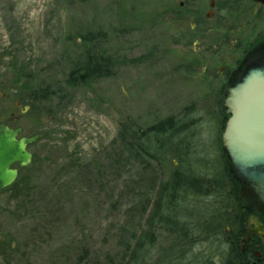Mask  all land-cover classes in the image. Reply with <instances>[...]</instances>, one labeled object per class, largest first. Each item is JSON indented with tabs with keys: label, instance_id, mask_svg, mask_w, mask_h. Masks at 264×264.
<instances>
[{
	"label": "rangeland",
	"instance_id": "rangeland-1",
	"mask_svg": "<svg viewBox=\"0 0 264 264\" xmlns=\"http://www.w3.org/2000/svg\"><path fill=\"white\" fill-rule=\"evenodd\" d=\"M180 1L0 0V122L16 117L10 125L22 127L23 135L45 133L28 147L33 159L16 185L0 190V264L126 263L118 261L119 236L129 202L120 193L139 168L119 179L96 167L106 164L105 152L123 125L135 131L175 116L188 124L191 158L199 166L223 164L214 97L201 68L234 66V44L214 42L215 19L207 25L211 31L202 28L187 40L194 20L181 22L174 13ZM207 1L198 0L202 16ZM88 33L91 43L83 40ZM90 48L95 57L113 59V75L66 87L72 64ZM14 100L25 103L16 107ZM28 102L33 108L19 116ZM174 163L170 156L158 165L163 178ZM155 234L157 247L147 260L161 248H214L204 234L195 241L168 229Z\"/></svg>",
	"mask_w": 264,
	"mask_h": 264
},
{
	"label": "flooded vegetation",
	"instance_id": "flooded-vegetation-1",
	"mask_svg": "<svg viewBox=\"0 0 264 264\" xmlns=\"http://www.w3.org/2000/svg\"><path fill=\"white\" fill-rule=\"evenodd\" d=\"M188 5L190 13L186 12V19L194 22L189 24L186 39L199 35L202 28L211 31L207 25L213 19L217 20L221 31L216 34L214 42L218 46L222 43L234 44V66L228 67V64L220 66L218 72H211L207 67L201 68L206 77L202 83H205L206 88L209 87L214 97L216 114L214 136L217 141L216 150L223 164L215 167L210 164L192 165L194 174L184 172L180 175L182 178L179 181L180 185L188 183L184 179L186 176L201 177L199 182L202 185V196L199 198L190 196L187 199L182 195L187 191L185 187L178 189V200L185 202L171 207L170 216L173 218L169 230L187 241H195L201 235H207L204 241L211 243V247L214 248L205 251L204 245L201 244L200 250H195L194 247L187 248L186 251L156 249L155 259H144L140 264H264V202L256 189L242 184L234 165L227 158L222 141L230 117V111L225 107L228 90L240 81L251 61L264 57V4L260 0H208L203 16L202 6L198 0H183L178 4L180 9ZM214 31H217V28ZM194 121H199V118L196 117L193 122L190 119V124H194ZM178 122L187 124L181 119H178ZM14 126L16 125H12ZM186 137L184 133L181 134L170 147L175 151L169 152L175 155L192 154ZM203 160L205 161L204 158ZM189 167L191 166L178 164L176 161L169 176L175 181V168ZM175 209H178L177 212ZM175 217L177 218L174 219ZM154 236L156 243V234ZM153 247L156 248L157 244ZM151 251H148L147 255Z\"/></svg>",
	"mask_w": 264,
	"mask_h": 264
},
{
	"label": "trees",
	"instance_id": "trees-1",
	"mask_svg": "<svg viewBox=\"0 0 264 264\" xmlns=\"http://www.w3.org/2000/svg\"><path fill=\"white\" fill-rule=\"evenodd\" d=\"M182 10L184 9H180L178 6L174 13L178 14L177 17L181 22H184L186 13ZM91 36L88 33L83 36V40L86 43H91ZM78 59V63H73L67 74L66 87L88 85L98 78L113 75V59L98 55L95 57L92 48L82 52ZM20 102L21 104L25 103L23 100ZM29 104L32 109L33 105ZM187 126V124L178 122L175 116L161 118L148 128L137 127L135 131L123 125L105 152L102 160L106 164L96 162V167H107L109 173L111 171L110 174L119 179L123 177L125 171H132L135 165L139 168L140 175L137 176V179L130 184H124L120 193V195H124L126 202L127 200L129 202V207L124 212V224L120 229L119 241L123 254V257L120 258L121 261L118 260L120 263L126 261L125 264H140L155 244V231L171 229V218H173L170 216L171 207L185 202L178 200V189L185 187L187 191L184 190L182 195L187 199L190 196L197 198L202 196V185L199 182L201 177L186 176L184 179L188 183L186 185L179 183L182 180L180 175L184 172L194 174L193 166L200 164V159L197 156L191 158L192 154L175 155L173 152H169L172 143L181 137ZM170 156L175 157L178 164L191 166L186 169L175 168L176 183L169 175L163 178L158 167L164 162L165 157ZM15 183L10 188L14 187ZM177 210L175 209V212ZM180 227H185V225H180ZM112 264L115 263L112 262Z\"/></svg>",
	"mask_w": 264,
	"mask_h": 264
},
{
	"label": "water",
	"instance_id": "water-1",
	"mask_svg": "<svg viewBox=\"0 0 264 264\" xmlns=\"http://www.w3.org/2000/svg\"><path fill=\"white\" fill-rule=\"evenodd\" d=\"M14 105L21 107L18 100ZM225 107L230 111L222 139L227 158L242 184L256 189L264 202V57L245 68L240 81L228 90ZM28 109L24 106L19 115ZM11 121L13 117L0 122V190L12 185L31 163L28 146L44 137L43 132L22 136V127H10Z\"/></svg>",
	"mask_w": 264,
	"mask_h": 264
}]
</instances>
